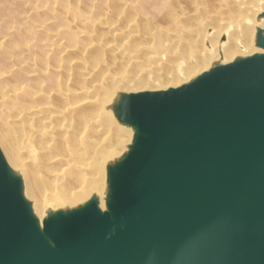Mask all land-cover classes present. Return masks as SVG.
<instances>
[{"label": "water", "instance_id": "1", "mask_svg": "<svg viewBox=\"0 0 264 264\" xmlns=\"http://www.w3.org/2000/svg\"><path fill=\"white\" fill-rule=\"evenodd\" d=\"M255 21L253 52L112 93L129 139L74 204L38 215L0 146V264H264V7Z\"/></svg>", "mask_w": 264, "mask_h": 264}, {"label": "bare ground", "instance_id": "2", "mask_svg": "<svg viewBox=\"0 0 264 264\" xmlns=\"http://www.w3.org/2000/svg\"><path fill=\"white\" fill-rule=\"evenodd\" d=\"M111 2L110 6L105 2L99 19L103 29L94 27L90 31L93 34L82 36V40L65 30L61 32L64 45L52 42L49 48L41 44L47 48L44 54L36 44L44 40L41 35L29 44L28 35L20 34L18 43L27 45L26 55L18 56L23 57V73L14 80L12 76L6 77L11 80L0 81L1 95L8 99L9 110L13 111L3 121L0 118V146L10 165L20 170L26 194L40 216L48 205L74 204L102 189L104 161L119 153L130 136L106 109L113 92L176 85L206 69L219 52L225 60L253 52L255 17L264 7V0ZM65 9L72 10V5L67 3ZM60 11L56 10V14L60 15ZM83 11L78 13L85 16ZM107 11H112V16L105 19ZM179 15L183 16L178 18ZM88 20L94 21L92 17ZM78 26L88 32L84 23ZM222 36L225 42L220 44Z\"/></svg>", "mask_w": 264, "mask_h": 264}, {"label": "rangeland", "instance_id": "3", "mask_svg": "<svg viewBox=\"0 0 264 264\" xmlns=\"http://www.w3.org/2000/svg\"><path fill=\"white\" fill-rule=\"evenodd\" d=\"M35 1V2H34ZM0 0V73H2L3 75L0 76V81L4 78L5 80L9 77V78H12V76H14L12 79L14 80L18 74L20 72L23 73V70H22V67H24L23 63L22 62V58L23 57H19L18 56H21L22 54L23 55H26L25 51L27 50H24V48H26L25 45L21 44L20 41L18 43L17 40H19V37L22 36V37H27V39L31 40V41H27V39H25V42L27 41L30 42L29 44L33 43L35 40L34 37H39L40 35L43 36L44 34L46 35V37H41L40 36V39H42L43 41H40V42H37L36 44H38L37 46H40L42 44H46L47 46L46 47H49L51 48L52 46H49V44H51L52 42L54 43H57V44H60V46L62 47L64 45V39L62 38L61 36V32L64 33V31L66 30V32H69V31H72L75 33V37L76 38H80L79 40H82L84 37L82 36H90L92 35L93 33L90 32L91 30H95V28L97 29H103L102 26L100 25L99 23V19H101V15H102V12L104 10V6H105V2L107 3L106 5L110 6V3L112 5V0ZM46 1V2H45ZM51 1V2H50ZM61 1L63 4H61ZM71 1V3H70ZM74 1V2H73ZM86 1V2H84ZM93 1V2H92ZM98 1V2H97ZM31 2H32V5H31ZM40 2V3H39ZM49 3V4H48ZM58 3V4H57ZM67 3L69 5H72V10H68L66 11V5ZM82 3V4H81ZM88 3V5H87ZM91 3V4H90ZM22 4V5H21ZM77 7H75V5H77ZM39 5V6H38ZM51 5V7H50ZM53 5V6H52ZM59 5V6H58ZM62 5V6H61ZM64 5V6H63ZM96 5V6H95ZM41 6V7H40ZM98 6V7H97ZM38 7V8H37ZM48 7V8H47ZM58 7V8H57ZM83 7V8H82ZM92 7V8H91ZM96 7V8H95ZM100 7V9H99ZM36 8V9H35ZM39 8L41 10H39ZM50 8V9H49ZM88 8V9H87ZM47 9V10H46ZM53 9V11H52ZM80 9V10H79ZM84 11H83V10ZM96 9V10H95ZM38 10V11H37ZM44 10V12H43ZM56 10L57 11H60V15L62 16L65 12V14L61 17L60 15H57L56 13ZM88 10V11H87ZM100 10V12H98ZM124 10L128 11V7L124 8ZM26 11V12H25ZM28 11V12H27ZM45 11L47 13H45ZM52 11V12H51ZM63 11V12H62ZM81 11H83L85 14V16H88L87 18H91L92 17V20L94 21H90V20H85L84 22L82 21L85 16H81ZM25 12V13H24ZM30 12V13H29ZM74 12V13H72ZM79 12V13H78ZM24 13V14H23ZM45 13V15H44ZM101 13V14H100ZM22 14V15H21ZM49 14V15H48ZM51 14V15H50ZM56 14V15H55ZM75 14H78V18L77 19H74L73 18V15ZM94 14V15H93ZM100 14V15H99ZM38 15V16H37ZM48 15V16H47ZM99 15V16H98ZM21 16V17H20ZM29 16V17H28ZM31 16V17H30ZM59 18H58V17ZM69 16V17H68ZM112 16V11H107L105 12V19L107 18H110ZM183 15H179V17H181ZM14 17V18H13ZM82 17V18H81ZM31 18V21H29ZM35 18V19H34ZM65 18V19H64ZM97 20H96V19ZM177 18V19H178ZM10 19V20H9ZM72 19V20H71ZM73 19L75 20V23L73 21ZM6 20V21H5ZM8 20H9V24H8ZM42 20H44L42 22ZM65 20V21H64ZM70 20V21H69ZM5 21V22H4ZM22 21V22H21ZM42 23H41V22ZM82 21V22H81ZM121 19H118L117 22H120ZM29 22V23H28ZM35 22V23H34ZM56 22V23H54ZM58 22V23H57ZM63 22V23H62ZM72 22V23H71ZM92 24H91V23ZM4 23V24H3ZM23 26H21L20 25ZM25 23V24H23ZM41 23V24H39ZM44 23V24H43ZM51 23V24H50ZM62 24L64 26H60L59 24ZM69 23V24H68ZM79 23H84V25H87V30L88 32L86 33L84 30L82 31V27L81 28H77L78 24ZM90 23V24H88ZM77 26H76V25ZM18 25V26H17ZM27 25V29H26V26ZM38 25L40 27H38ZM50 25V26H49ZM68 28H67V26ZM91 25V26H90ZM149 25V24H148ZM6 26V27H5ZM9 26L10 28L12 27V29H9ZM14 26H15V29H14ZM45 26V27H44ZM83 26V25H82ZM97 26V27H96ZM4 27V28H2ZM21 27V28H20ZM36 27V28H35ZM80 27V26H78ZM95 27V28H94ZM91 28V29H90ZM3 29V31H2ZM20 29V30H19ZM26 31L24 32L23 30ZM46 29L48 31H46ZM51 31H50V30ZM15 30V33L13 34V31ZM29 30V31H28ZM76 30V31H75ZM78 30V31H77ZM5 31V32H4ZM20 33H19V32ZM43 34H41L40 32ZM43 31V32H42ZM29 32V34H28ZM77 32V33H76ZM91 34H90V33ZM9 33V34H8ZM11 33V34H10ZM23 33H26V34H23ZM33 33V34H32ZM40 33V34H39ZM79 33V34H78ZM21 34V35H20ZM11 37H9V36ZM15 35V36H13ZM18 35V36H17ZM20 35V36H19ZM26 35V36H25ZM53 35V37H52ZM30 36V37H29ZM80 36V37H79ZM52 37V38H51ZM15 38V39H14ZM18 38V39H17ZM47 38V39H45ZM8 39V40H7ZM16 40V41H15ZM9 42V43H8ZM12 43V44H10ZM15 43V44H14ZM5 44V45H4ZM63 44V45H62ZM7 45V46H6ZM11 47H10V46ZM42 46L40 47H37L38 50L39 49H42L41 52L44 54L47 50V48L45 49V46H44V49L42 48ZM15 47V48H14ZM21 47H23V49H21ZM5 49V50H4ZM13 51L12 53L10 51ZM21 51V52H20ZM3 52V53H2ZM9 52V53H8ZM17 52V53H16ZM24 52V53H22ZM20 53V55H19ZM6 54V55H5ZM8 54L9 56L11 57H8ZM14 54V55H12ZM7 57V58H6ZM15 59V60H13ZM14 61V62H13ZM19 61V62H18ZM25 61H27L25 59ZM30 61V60H29ZM5 62V63H4ZM12 64H11V63ZM28 62V61H27ZM17 65H16V64ZM20 64V65H19ZM13 65V67H11ZM21 66V67H20ZM9 67L11 69H9ZM8 68V70L6 69ZM2 69V70H1ZM24 69V68H23ZM5 71V72H4ZM12 72V74H11ZM15 72V73H14ZM24 73L26 74V76H29L28 73H26L24 71ZM7 77V78H6ZM7 80H11V79H7ZM1 89H0V118H1V121H3V117L7 116V114L9 115H13V111L12 110H9V108L11 107L10 105V102L8 101L7 98L5 97H2L1 95ZM3 99V100H2ZM6 100V101H5ZM5 103H4V102ZM3 102V103H2ZM8 102V103H7ZM5 106V107H4ZM4 110V111H3ZM11 111V112H10ZM6 112V113H5ZM4 114V115H3ZM29 155L30 156H33L34 154L32 153V151L29 149Z\"/></svg>", "mask_w": 264, "mask_h": 264}]
</instances>
